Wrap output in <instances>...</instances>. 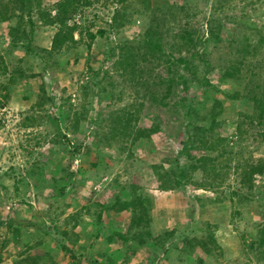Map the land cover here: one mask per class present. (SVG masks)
<instances>
[{
    "label": "rangeland",
    "instance_id": "374dc122",
    "mask_svg": "<svg viewBox=\"0 0 264 264\" xmlns=\"http://www.w3.org/2000/svg\"><path fill=\"white\" fill-rule=\"evenodd\" d=\"M0 264H264V0H0Z\"/></svg>",
    "mask_w": 264,
    "mask_h": 264
},
{
    "label": "trees",
    "instance_id": "16d2710c",
    "mask_svg": "<svg viewBox=\"0 0 264 264\" xmlns=\"http://www.w3.org/2000/svg\"><path fill=\"white\" fill-rule=\"evenodd\" d=\"M30 25L33 27V24H32V22H30ZM219 29H217V32L216 31H210V35H212V36H218L219 35V33L221 32V30H220V25H219V27H218ZM216 32V33H215ZM258 33L260 34V33H262L261 32V30L260 31H258ZM27 50L28 51H32V49L29 47V48H27ZM186 90H187V88H186ZM184 144H186V143H184ZM67 145L70 147V145H71V143H70V141L69 140H67ZM62 251L64 252V254H67V255H69V257L70 258H75V254L73 253V250L72 249H69L68 247H65V246H63L62 247Z\"/></svg>",
    "mask_w": 264,
    "mask_h": 264
}]
</instances>
